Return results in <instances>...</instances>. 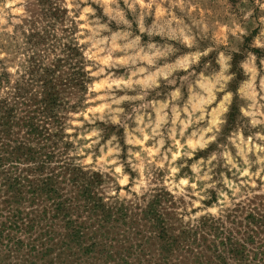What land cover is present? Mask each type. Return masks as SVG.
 <instances>
[{"label":"clouds","instance_id":"1","mask_svg":"<svg viewBox=\"0 0 264 264\" xmlns=\"http://www.w3.org/2000/svg\"><path fill=\"white\" fill-rule=\"evenodd\" d=\"M49 73L63 89L52 131L103 203L164 196L208 243L154 260L149 230L136 264H226L225 236L201 224L224 233L264 195V0H0V102L37 107ZM257 241L232 264H264Z\"/></svg>","mask_w":264,"mask_h":264},{"label":"rangeland","instance_id":"2","mask_svg":"<svg viewBox=\"0 0 264 264\" xmlns=\"http://www.w3.org/2000/svg\"><path fill=\"white\" fill-rule=\"evenodd\" d=\"M50 77L49 73L44 79V88L53 94L52 113L47 118L40 116V104L34 98L35 108L0 102V115L8 111L11 124L0 127V264H122L125 260L126 264H136L140 254L136 245L149 230L152 236L143 241L142 250H150L154 260L169 253L174 256L173 250L191 244L200 243L202 249L208 246L196 231L182 229L176 216L162 204L164 196L138 207L103 203L98 180L72 167L60 147V134L52 131L59 127L56 113L63 89L57 88ZM25 115L34 123L43 121L38 136L28 137L18 127ZM14 147H19L14 153L19 155L17 161L7 154L14 152ZM260 217L262 222L257 223L261 227L251 222ZM67 221L70 223L66 226ZM228 221L230 227L224 233L206 218H202L201 228L216 236L223 234L224 241L229 239L239 248L243 246L240 239L250 237L254 246L258 236L264 240V195L238 204ZM71 229L80 232L75 239ZM91 245L93 250L84 256L83 249ZM42 249L47 251L45 256H40ZM233 259L225 252L226 264H232ZM189 264H193L192 258ZM195 264L205 261L198 258Z\"/></svg>","mask_w":264,"mask_h":264},{"label":"trees","instance_id":"3","mask_svg":"<svg viewBox=\"0 0 264 264\" xmlns=\"http://www.w3.org/2000/svg\"><path fill=\"white\" fill-rule=\"evenodd\" d=\"M52 96H53V94L50 93V92H48L47 89H45L44 99L42 101H36L37 104H40L39 105L40 106V109H39L40 112H39V114H40V116L42 118H47V115H50L52 113V110H51V107H52L51 102H53V97ZM9 116L10 115H9V112L8 111H6V110L1 111V115H0V117H1L0 118V127L2 129H5L9 125H11L10 122L8 121ZM13 120H15V118ZM32 120H33V118H30L27 115H25V116L22 117V120L18 124L19 125L18 127L24 129V134L27 135L28 137L29 136H38L42 132L41 128H43L42 125L41 126L39 125L40 123H43V121H38L37 120V122L34 123ZM34 121H35V119H34ZM6 139H7V141L10 140L8 138H5V140ZM13 142L15 144H17V145L19 144L18 141H15L14 140ZM12 150L14 152H8L7 154H8V156H9V158L11 160H12V158H15L13 160H16L17 161L16 156H19V155H17V154L14 155V153H18L19 147H14ZM6 160L8 161V159H6ZM57 209H59V208L57 207ZM262 218L263 217H260V219H257V220H255V219L252 218L251 219V222H253L254 224L259 225L261 227V224H259L257 222L258 221L262 222ZM69 223L70 222L67 221L66 226ZM71 230H72L71 236L74 237V239H75V237L77 235H79L80 232L77 229H71ZM90 239L92 241V238H90ZM246 240L252 241V243H253V240L250 237H248ZM223 242L226 244V251L225 252L230 253L234 258H239V257H242V256H245L246 255L245 254L246 253L245 247L240 246V248H239V245H236V244H233V243L232 244L229 243V239H226ZM92 246L93 245L89 246L86 249H83L84 251H82V254L84 256L87 255V254H89L93 250V249L90 248ZM42 251L43 252H40L41 253L40 256H45L47 254V251H45V249H42ZM56 258L61 259L58 256H56Z\"/></svg>","mask_w":264,"mask_h":264}]
</instances>
